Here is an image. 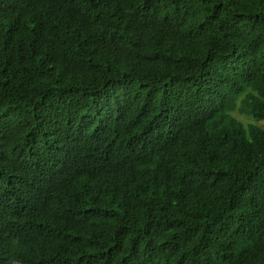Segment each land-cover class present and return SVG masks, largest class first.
<instances>
[{"label": "trees", "instance_id": "trees-1", "mask_svg": "<svg viewBox=\"0 0 264 264\" xmlns=\"http://www.w3.org/2000/svg\"><path fill=\"white\" fill-rule=\"evenodd\" d=\"M234 73L264 120V0H0V264H264Z\"/></svg>", "mask_w": 264, "mask_h": 264}, {"label": "rangeland", "instance_id": "rangeland-1", "mask_svg": "<svg viewBox=\"0 0 264 264\" xmlns=\"http://www.w3.org/2000/svg\"><path fill=\"white\" fill-rule=\"evenodd\" d=\"M238 75L241 79L235 78ZM234 78L237 83L230 82H222L220 83V87L225 93L226 103L229 107V113L232 114L235 118H237L242 123L246 124H255L264 129V120H256L252 116L241 114L239 111L241 100L243 95L240 94L244 84V77L240 73H234ZM243 81V84H242ZM240 95V96H239Z\"/></svg>", "mask_w": 264, "mask_h": 264}]
</instances>
